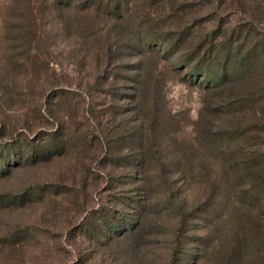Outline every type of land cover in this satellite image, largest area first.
Here are the masks:
<instances>
[{
    "label": "rangeland",
    "instance_id": "obj_1",
    "mask_svg": "<svg viewBox=\"0 0 264 264\" xmlns=\"http://www.w3.org/2000/svg\"><path fill=\"white\" fill-rule=\"evenodd\" d=\"M126 1L0 0V264H264V209L243 198L257 143L226 164L217 128L234 115L212 113L264 99V60L222 90L176 62L247 57L264 0ZM26 145L45 158L8 168Z\"/></svg>",
    "mask_w": 264,
    "mask_h": 264
},
{
    "label": "trees",
    "instance_id": "obj_2",
    "mask_svg": "<svg viewBox=\"0 0 264 264\" xmlns=\"http://www.w3.org/2000/svg\"><path fill=\"white\" fill-rule=\"evenodd\" d=\"M62 3H68L69 0H61ZM97 1L95 3H98L100 8H104L106 11H112L113 13H116L117 10L123 9V7H126L128 5V1L126 0H92ZM113 4V6H111ZM161 47H166V50L164 54H166L168 57L173 56V50L177 49V44H169L167 40L163 41L161 44H159ZM202 47V46H201ZM200 47V48H201ZM240 48L241 45H239ZM200 48L196 50V52L189 55L188 60H177V64L182 67H188L189 68V76H194L200 78H204L203 82L204 86L207 89H215V90H222L228 86H232L235 88H239V86L242 88L243 81L246 75L251 73L254 70L255 65H259L258 63L260 61L264 60V38L259 40L257 44H255L251 51L249 52V55L245 58H242L239 60V54L234 53L231 54L230 50L223 49H216L215 47L212 48V50L207 51L206 55L202 56L201 60L199 62L195 61V57L199 55ZM240 51V50H238ZM224 53V54H223ZM209 54V55H208ZM224 62H223V60ZM253 69V70H252ZM211 72V73H210ZM210 73V75H209ZM245 81H248L246 79ZM238 89L237 91L243 93L244 90ZM247 93V91H244V94ZM249 93V92H248ZM247 93V94H248ZM259 94L264 93V88L261 89V92H258ZM252 98H246L241 99L237 98L236 100L228 101L224 106L227 105V110L224 111L220 106L218 108H214L212 110L214 118L222 119L223 115H234L233 120L230 119V123L227 126H221L218 127V131L221 132V134H218L217 139L221 136L224 137L225 140H218L221 145L215 144V146H218V149H221V151L225 153H231L230 157L225 160L226 164H232L236 160V155H239L240 151L242 150V143L243 140L254 142L256 141V150L249 154L248 157L243 158L242 165H245V171L247 172V178L249 179L247 183L248 185V194H244L243 198H252L256 204H259L261 208L264 209V150L261 148L264 145V99H253V95L249 96ZM229 108V109H228ZM241 109V110H238ZM245 110H247L250 114L249 116V122L248 124H253L254 128L251 130V133L247 135L244 139V132L241 130V127L245 125V122L241 120L242 116H245ZM241 115V116H240ZM239 117V118H238ZM235 121V122H234ZM228 121H221V123H226ZM213 124H210L205 129V138L209 139L210 145H213V143L217 140H212L211 143V130L214 129ZM210 137V138H209ZM259 140H263L261 143L258 142ZM260 145V146H259ZM17 148V145L13 147V149ZM19 153H16L17 160L14 158L8 159V168L11 167H17L21 163H27L28 161L34 162L38 161V157L42 156L45 158V152L41 149H32L30 146L25 147V150L22 151L20 147ZM217 148V147H216ZM21 149V150H20ZM2 151V150H1ZM27 152L28 155L24 156L23 153ZM234 154V155H233ZM2 156V152H0V157ZM40 157V158H42ZM247 158V159H246ZM7 161V160H5ZM12 163V165H11ZM237 163V162H236ZM238 165V164H237ZM236 167V166H235ZM8 170H6L7 172ZM233 181V182H232ZM234 180H231L229 184H233ZM162 184V181L160 182ZM237 187V184H235L234 188ZM237 195V194H236ZM236 202L240 203V200L242 198L235 196ZM2 201V200H0ZM215 201V199H214ZM2 203V202H0ZM12 203H15L14 201ZM167 209L170 210H178L177 207L171 204H167ZM262 216H264V213H262ZM260 227L262 226L254 223L252 226V229L254 232H257L259 234H253V241L256 240V236L258 238V242H263L264 239L261 237L259 231Z\"/></svg>",
    "mask_w": 264,
    "mask_h": 264
}]
</instances>
